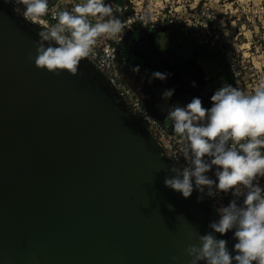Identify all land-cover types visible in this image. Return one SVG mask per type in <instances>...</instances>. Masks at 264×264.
<instances>
[{
	"label": "water",
	"instance_id": "water-1",
	"mask_svg": "<svg viewBox=\"0 0 264 264\" xmlns=\"http://www.w3.org/2000/svg\"><path fill=\"white\" fill-rule=\"evenodd\" d=\"M165 29L129 30L146 72L124 79L146 106L164 87L171 102L210 108L198 48L160 47ZM45 31L0 0V264H189V232L219 219L213 201L165 186L175 173L161 146L89 60L87 75L54 76L28 59ZM213 234L235 255L233 232Z\"/></svg>",
	"mask_w": 264,
	"mask_h": 264
},
{
	"label": "clouds",
	"instance_id": "clouds-1",
	"mask_svg": "<svg viewBox=\"0 0 264 264\" xmlns=\"http://www.w3.org/2000/svg\"><path fill=\"white\" fill-rule=\"evenodd\" d=\"M24 6V16L32 22L45 24L49 14V0H16ZM55 25L41 33L35 66L60 76L67 72L79 74L80 62L93 51L101 38H115L123 30V22L113 15L111 4L105 0H80L72 11L53 12ZM139 67L134 68L138 72ZM156 79L168 75L156 71ZM195 87V82H193ZM174 90L163 96L170 98ZM212 106H203L200 98H193L186 106L175 105L168 111L174 133L185 143L187 166L172 167V178H165V186L189 198L194 189L215 197L231 194L227 206L217 209L219 219L209 224L212 229L203 235L189 232L185 255L189 264H264V81L251 94L232 86L221 87L211 96ZM215 166V179L208 173ZM163 168V167H161ZM202 199V197H200ZM172 206L169 205V208ZM234 233L235 255L229 251L225 239L213 233ZM176 261V256L169 258Z\"/></svg>",
	"mask_w": 264,
	"mask_h": 264
},
{
	"label": "built area",
	"instance_id": "built-area-1",
	"mask_svg": "<svg viewBox=\"0 0 264 264\" xmlns=\"http://www.w3.org/2000/svg\"><path fill=\"white\" fill-rule=\"evenodd\" d=\"M80 0H57L49 9V14L43 19L46 22L41 24L35 22L47 30L48 27L55 25L57 20L53 18L52 13L62 10L72 11L75 4ZM113 15L119 18L123 24V30L115 38H101L97 41L92 53L86 58L101 73H103L117 93L124 99L128 107L134 114L148 127L155 140L161 146L164 157L176 168L182 169L187 166L184 159L185 143L181 138L172 133L164 122L157 117L151 109L145 105L139 93L124 79L118 62V45L124 35L136 25L143 27H154L157 25H167L179 29L185 35L191 37L199 46H205L218 50L224 57L228 71L233 79L235 88L251 94L245 73L246 66L240 60L239 55L228 50L220 40V27L216 25L219 12L215 11L207 4L196 8L193 12L173 10H156L149 7V10L142 11L137 7L124 4H113ZM239 17L247 21L258 23L264 20V0L253 3L247 2L239 6ZM224 34V33H223ZM225 38V36H223ZM215 169L213 168L208 175L215 179ZM259 183L264 187V177L260 178ZM207 193V189L205 190ZM210 197V196H209ZM214 203V210L227 206L233 199L231 194L217 193L215 197H210Z\"/></svg>",
	"mask_w": 264,
	"mask_h": 264
},
{
	"label": "rangeland",
	"instance_id": "rangeland-1",
	"mask_svg": "<svg viewBox=\"0 0 264 264\" xmlns=\"http://www.w3.org/2000/svg\"><path fill=\"white\" fill-rule=\"evenodd\" d=\"M2 1L11 10L17 11L22 19L32 22L30 19L25 18L24 6L17 4L16 0ZM240 1L246 3L243 0ZM123 2H127L142 11L149 10L150 7L158 11L166 9L173 10V12H193L196 8L200 9L206 4L211 6L219 12L216 25L220 27L221 31L219 33L222 32L220 40L223 45L228 47L230 52L239 55L240 60L243 61L246 66V82L252 93L264 81V20L258 23L247 21L244 18L239 20L240 9L238 8L240 5L232 3L233 0H123ZM115 4L124 3L116 2ZM163 41L166 40L163 39ZM247 44L248 47H244Z\"/></svg>",
	"mask_w": 264,
	"mask_h": 264
},
{
	"label": "flooded vegetation",
	"instance_id": "flooded-vegetation-1",
	"mask_svg": "<svg viewBox=\"0 0 264 264\" xmlns=\"http://www.w3.org/2000/svg\"><path fill=\"white\" fill-rule=\"evenodd\" d=\"M105 2L110 4V0H105ZM136 35L137 34L134 32L127 31L122 41L118 45V62L120 69L122 70L123 77H127L131 80L132 76H134L133 74L135 73L134 68L139 67V71L136 73L140 75H143L146 72L143 69L144 67L142 65V61L135 55L133 51L132 40L136 38ZM43 43H45L47 46V44L53 42L43 41ZM194 46L198 48V63L205 70L207 75L206 77L209 80L208 89H219L220 84L218 81L222 76L225 78L226 87H235L224 57L218 53L219 51L209 47L199 46L197 44H194ZM90 68L94 70L91 65L87 64L86 60H82L79 65V73L87 75L89 74L88 69Z\"/></svg>",
	"mask_w": 264,
	"mask_h": 264
},
{
	"label": "crops",
	"instance_id": "crops-1",
	"mask_svg": "<svg viewBox=\"0 0 264 264\" xmlns=\"http://www.w3.org/2000/svg\"><path fill=\"white\" fill-rule=\"evenodd\" d=\"M56 1L57 0H49V8L52 5H54L56 3ZM243 1H245L246 3L247 2L258 3V2H260L262 0H243ZM232 3H234V4L237 3L239 5L243 4L242 1H240V0H233ZM235 7L238 8V6H236V5H235ZM157 26L165 27L166 29H165V32H163V36H165V37H169L170 36L171 37V41L169 42L168 45L163 44V42H161L160 43V47H162V48H166V47L175 48V49H178V50H182L183 49V50H186V56H192L193 46L196 43L191 37L185 35L184 33H182L179 29H177L175 27L161 25V24L157 25ZM149 28H152V27H149ZM211 49H214V48H211ZM218 83L220 84V88L221 87H226V81H225V78L223 76L219 79ZM163 89L165 91H167L164 87H163ZM156 99L159 101V103H158L159 107L158 108H156V105H154L152 103L149 104L148 106L150 107V109H152V111L158 117L163 119L170 126V128L173 129L171 121L167 118V113H168L169 109L171 107L175 106V105L186 106L190 102H179V101L171 102L169 100V98L164 99L163 97L160 96V94L157 96ZM156 99L152 98V100L154 102L157 101ZM213 168L215 169V166Z\"/></svg>",
	"mask_w": 264,
	"mask_h": 264
},
{
	"label": "trees",
	"instance_id": "trees-1",
	"mask_svg": "<svg viewBox=\"0 0 264 264\" xmlns=\"http://www.w3.org/2000/svg\"><path fill=\"white\" fill-rule=\"evenodd\" d=\"M116 2L117 3H126V2H123V0H116ZM34 24H36V26L38 27V28H41V29H43V30H45L43 27H41L39 24H37V23H34ZM260 180V179H259ZM202 200V202H203V204L204 205H207L206 204V201L204 200V199H201Z\"/></svg>",
	"mask_w": 264,
	"mask_h": 264
},
{
	"label": "bare ground",
	"instance_id": "bare-ground-1",
	"mask_svg": "<svg viewBox=\"0 0 264 264\" xmlns=\"http://www.w3.org/2000/svg\"><path fill=\"white\" fill-rule=\"evenodd\" d=\"M244 47H248V44L246 45V46H244ZM255 61H257V60H255ZM257 63V62H256Z\"/></svg>",
	"mask_w": 264,
	"mask_h": 264
}]
</instances>
